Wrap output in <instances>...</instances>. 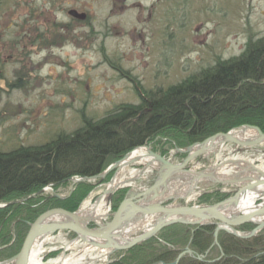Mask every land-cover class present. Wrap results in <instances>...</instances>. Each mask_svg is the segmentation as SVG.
<instances>
[{
  "label": "rangeland",
  "instance_id": "1",
  "mask_svg": "<svg viewBox=\"0 0 264 264\" xmlns=\"http://www.w3.org/2000/svg\"><path fill=\"white\" fill-rule=\"evenodd\" d=\"M43 1L33 0L34 11ZM48 1L58 9V13L49 10L48 28L53 22L69 24L70 28L64 32L65 44L61 48L48 47L46 52H40L39 46H28V57L0 59L1 152L42 146L59 134H73L83 119L99 120L121 105L137 107L145 93L164 91L199 77L216 63L238 57L249 42L264 38V0H129L126 10L115 13L98 0ZM4 5L11 7V0H4ZM64 8L65 13H60ZM70 9L86 13L90 24H75L66 15ZM10 11L6 17L11 19L29 15ZM38 14L35 12L32 17ZM15 32L10 41L4 39L6 42L0 46L14 45ZM5 54L8 51L2 50L1 55ZM146 111L148 108L144 107L139 116ZM240 128L231 130V134ZM145 147L159 157L170 158L172 163L184 158L161 137ZM210 160L211 164L216 163L215 159ZM131 168L118 172V176H126ZM113 175L108 174L103 182L80 180L89 190L79 207L90 202L93 205ZM100 183L103 185L98 186ZM76 185L72 180L58 189L49 185L30 197L61 201L55 194L66 199ZM22 200L13 202L28 201ZM81 252L72 248L66 257ZM58 255L40 257L43 264H48ZM208 257L219 258V251L213 248Z\"/></svg>",
  "mask_w": 264,
  "mask_h": 264
},
{
  "label": "trees",
  "instance_id": "2",
  "mask_svg": "<svg viewBox=\"0 0 264 264\" xmlns=\"http://www.w3.org/2000/svg\"><path fill=\"white\" fill-rule=\"evenodd\" d=\"M145 94L137 107L121 105L99 120L83 119L71 135L59 134L42 146L0 151V204L28 198L48 185L58 189L73 177L97 176L131 150L158 137L183 149L240 126L264 133V38L249 42L238 57L216 63L199 77ZM144 107L148 111L139 116ZM88 190L79 183L61 201L30 199L0 209V260L18 253L26 223L52 208L74 212ZM227 197L217 192L205 194L200 204ZM213 232V226L173 225L156 238L118 253L110 264H173L187 246L196 256L202 255L211 246ZM217 242L223 254L219 261L207 263L184 256L178 264H264V231L250 239L220 232Z\"/></svg>",
  "mask_w": 264,
  "mask_h": 264
},
{
  "label": "water",
  "instance_id": "3",
  "mask_svg": "<svg viewBox=\"0 0 264 264\" xmlns=\"http://www.w3.org/2000/svg\"><path fill=\"white\" fill-rule=\"evenodd\" d=\"M251 131L256 137L253 140L241 142L232 137L231 132L214 135L201 143L193 144L184 150H178L185 158L178 164H170L164 158L149 154L161 163L155 171L156 179L150 188L144 191L127 192L117 210L108 223L95 228H89L79 221L78 213H70L62 209H52L41 214L28 225V230L22 242L21 249L14 257L0 264H29L33 243L39 235L48 237L56 232H66L74 236L88 247L112 254L125 251L154 237L161 229L175 224L190 226L214 225V240L217 233L224 231L240 238H250L264 229V170L252 163L242 160L223 161L217 165L211 164V158L217 154L204 155L205 145L218 140L220 145L232 144L241 150L255 149L264 144V134L256 127L244 126L239 131ZM195 150V152H192ZM116 162L103 174L92 178H83L81 182L95 181L116 169L126 159ZM202 161L206 165L201 170L189 168L190 164ZM130 164V163H129ZM128 164V165H129ZM247 174H251L248 175ZM201 184H211L227 190L232 196L222 202L210 206L188 205L185 203ZM182 192L181 196H177ZM168 196H164L169 194ZM108 197L111 192L107 191ZM250 200L252 209L242 210L243 201ZM167 201H180L182 204L165 206ZM144 218H155L153 224ZM252 225L255 228L247 235L240 236L234 228ZM148 228L147 232L142 228ZM129 233L130 240L119 242ZM183 254H191L185 250ZM175 262V264L177 263Z\"/></svg>",
  "mask_w": 264,
  "mask_h": 264
},
{
  "label": "flooded vegetation",
  "instance_id": "4",
  "mask_svg": "<svg viewBox=\"0 0 264 264\" xmlns=\"http://www.w3.org/2000/svg\"><path fill=\"white\" fill-rule=\"evenodd\" d=\"M104 4H107L110 8V13H115L117 10L124 11L128 8L129 0H98ZM99 2V3H101ZM11 7L4 5V0H0V43L6 42L4 39L10 41L11 33L13 34L15 44L12 46L3 45L0 46V59L7 58L13 60L14 58L28 57L31 55L27 49L28 46H39L40 52H46L47 48H61L64 44V32L70 28L69 24H60L59 22H53V25L48 28V12L53 10L58 13V9L51 5V2L44 0L40 6H37L35 11L32 6L33 0H11ZM6 7V8H4ZM12 14L29 13V15L16 16L13 19L7 18V11ZM60 13H65V8L59 10ZM39 13L38 17H32V14ZM76 9H70L66 11L68 18L76 22H81L84 25L90 24L86 13ZM82 15V16H80ZM76 19L80 21H76ZM41 21V22H40ZM47 21V23H46ZM20 46V49H18ZM2 50H7L8 54L1 55ZM47 54V53H46ZM16 60V59H14ZM154 92V91H153Z\"/></svg>",
  "mask_w": 264,
  "mask_h": 264
},
{
  "label": "bare ground",
  "instance_id": "5",
  "mask_svg": "<svg viewBox=\"0 0 264 264\" xmlns=\"http://www.w3.org/2000/svg\"><path fill=\"white\" fill-rule=\"evenodd\" d=\"M232 137L238 141L241 142H245V141H249V140H253L256 135L251 132V131H240L239 133L236 132L232 135ZM232 145V144H230ZM224 147V148H223ZM236 147V146H235ZM231 149V148H230ZM237 149V148H235ZM205 153L204 155H211L214 152L216 154L220 153V152H227V155H224L223 158L225 159V161H229L232 160L230 156L231 150H227L226 145H220V142L218 140L208 143L205 145ZM233 153L236 152V150H232ZM149 149H141L139 151H133L132 153H130L128 155V157L126 159H124V161H122V163L120 165H118V167L116 168L118 172H122L121 170L127 169V166L129 163H136L139 162L140 164H142L144 167H149L154 171H158V169L161 167V163L160 161H158L155 157L151 156L149 154ZM192 152H195V150H193ZM234 156V155H233ZM236 158V154L235 157ZM216 159L218 160V157H216ZM167 162H171L168 159H164ZM238 160H243L241 158L238 157ZM171 164V163H170ZM174 164V163H173ZM264 167V166H263ZM251 175V174H247ZM95 181H92V183H94ZM124 181L120 180L117 176H115L114 180L112 181L111 184L108 185L107 189L109 190H114L116 188H118L119 186H123ZM57 195V194H55ZM60 196V195H57ZM55 198H57L55 196ZM106 198L107 195H102L99 200L97 201V203L95 202L94 205L90 203L85 204L84 206H81L80 211L78 213V218L80 222H84L86 220H91V222H96L97 220H100V217L102 215H104L106 213ZM244 203H242V210H248V209H252L250 207V200L247 201H243ZM155 218H144L145 222H148L150 224H153ZM96 224V223H95ZM101 224H99L100 226ZM142 230H145L146 232L148 231V228H143L141 227ZM129 233H126V236H124V238H119V242L123 243V241L126 240H130L129 239ZM129 235V236H128ZM46 239V237H44L43 235H39L38 237H36L34 243H33V247H32V253L30 256V260H29V264H42L41 261V257L40 255L42 254V244L43 241ZM211 247L216 248V249H220L219 244L217 243V239L212 241L211 243ZM68 247H66L65 249H67ZM85 251V250H84ZM100 255V254H98ZM101 256V255H100ZM87 257V254H83V255H76L75 257H70L68 259L62 258V259H56L54 261H52V264H82L81 262H83L84 258ZM177 264V263H176Z\"/></svg>",
  "mask_w": 264,
  "mask_h": 264
}]
</instances>
